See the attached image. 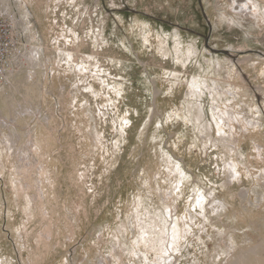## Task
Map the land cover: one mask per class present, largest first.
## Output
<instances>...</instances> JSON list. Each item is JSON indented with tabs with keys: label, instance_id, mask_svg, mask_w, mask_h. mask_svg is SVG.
Here are the masks:
<instances>
[{
	"label": "rangeland",
	"instance_id": "374dc122",
	"mask_svg": "<svg viewBox=\"0 0 264 264\" xmlns=\"http://www.w3.org/2000/svg\"><path fill=\"white\" fill-rule=\"evenodd\" d=\"M10 6L8 76L37 44L50 84L5 105L17 129L0 119V264H226L264 245V0Z\"/></svg>",
	"mask_w": 264,
	"mask_h": 264
},
{
	"label": "bare ground",
	"instance_id": "6f19581e",
	"mask_svg": "<svg viewBox=\"0 0 264 264\" xmlns=\"http://www.w3.org/2000/svg\"><path fill=\"white\" fill-rule=\"evenodd\" d=\"M251 4H253L254 6L257 5L255 3H251ZM249 5H250V3H249ZM11 8L12 7L10 6V0H0V10L1 9L2 10H6L7 13L9 14ZM74 32H77V31L74 30ZM59 37L60 36H58L56 39H58ZM65 37H67V36H65ZM35 39L34 40L37 41V38H35ZM60 41H62V39ZM33 45H34L35 49H32L30 51V55H29L30 57L24 58V59L27 60V64H26L27 69L22 71L23 73L26 74V76H24L25 78L24 79H20L21 75H20V72L16 71L17 67L14 68L13 70L11 69L12 72L10 70L11 73H10V76H8V83L10 82L12 87H11V89L10 88L6 89L4 91V94H2L0 92V119H3L2 124L5 127H11V128H16L17 129L18 128V120L23 115L22 113L19 114L18 111H16L12 115L8 114V116H4V113H5V110H6V108H5L6 106L5 105L10 106L11 108L16 107V104L14 103L13 100L14 99L16 100V97H17L18 93L22 92V93H24L25 96L28 97L32 93H34V91L38 87L40 89L41 95L44 98L47 95V88H48L47 85L50 84L49 83L50 82V78H49V74L50 73L48 72V71H50V65H49L50 62H49V64H47V63L43 64L41 46L37 45V44H33ZM15 59H17V57ZM62 60H64L63 57H62L61 61ZM18 63H19V61H18ZM18 63H17V65H18ZM67 64H68L69 67L68 68H64L65 71H74L75 70V67L69 61H67ZM19 68H20V66H19ZM44 69H46V70H44ZM46 71H47V73H46ZM42 74L45 75V78H44L43 81L41 80V75ZM0 83H2V82H0ZM3 83H5V82H3ZM3 88L4 87L0 86V91H3ZM12 112H13V109H12ZM5 133H6L5 130H2V129L0 130V160H1L0 164H2V165L6 164V159H5L6 158V156H5L6 154L5 153H7V151H9V150H13L14 149L13 148L14 142L12 140V134H11V139H8V136H6ZM5 141L7 142L6 145L4 144ZM21 165H22V163H21ZM21 169H22V167H21ZM14 172H17L16 169H14ZM219 198L220 197L215 198L214 201H213L214 203H217L218 205H220L219 209H217L216 207H214V209H213V212L218 214V215L221 212V208H225L226 204L228 202V201H225V202L221 201V203H219V201H220ZM225 214H227V213H225ZM225 214L219 215L220 218L223 215H225ZM214 216H216V215H214ZM244 219L249 221V219H247V218H244ZM223 222H225V221L223 220ZM236 227L237 228L230 227V229L232 231H234L237 235H243L244 233H242V234L240 233L242 231V229L240 228V225L238 224V225H236ZM161 229L163 230V228H161ZM178 238H179V236L176 235L175 242H172V246L173 247L176 244ZM226 264H264V245H262V246H260L258 248H253L251 246V244L247 243V241L240 242L239 251L237 253L233 254L231 259H229V261Z\"/></svg>",
	"mask_w": 264,
	"mask_h": 264
},
{
	"label": "built area",
	"instance_id": "2783aa9c",
	"mask_svg": "<svg viewBox=\"0 0 264 264\" xmlns=\"http://www.w3.org/2000/svg\"><path fill=\"white\" fill-rule=\"evenodd\" d=\"M19 50L15 28L10 19L0 11V82L8 76L11 60Z\"/></svg>",
	"mask_w": 264,
	"mask_h": 264
},
{
	"label": "snow or ice",
	"instance_id": "6c2138e0",
	"mask_svg": "<svg viewBox=\"0 0 264 264\" xmlns=\"http://www.w3.org/2000/svg\"><path fill=\"white\" fill-rule=\"evenodd\" d=\"M173 75H175V73H173ZM125 123H127V121H125ZM173 228L175 229V226H173ZM175 240H176V235H175V231H174V234H173V242H175Z\"/></svg>",
	"mask_w": 264,
	"mask_h": 264
}]
</instances>
